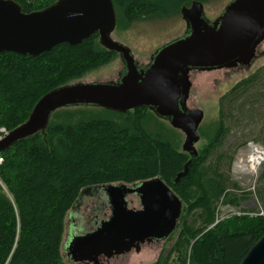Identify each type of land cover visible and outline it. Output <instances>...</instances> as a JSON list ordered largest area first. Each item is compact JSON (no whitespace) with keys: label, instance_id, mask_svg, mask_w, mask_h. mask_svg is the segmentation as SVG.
Instances as JSON below:
<instances>
[{"label":"trees","instance_id":"1","mask_svg":"<svg viewBox=\"0 0 264 264\" xmlns=\"http://www.w3.org/2000/svg\"><path fill=\"white\" fill-rule=\"evenodd\" d=\"M15 1L30 12L55 0ZM112 1L126 19L136 20L176 11L193 0ZM115 55L100 45L97 33L79 44L61 43L36 56L1 52L0 127L9 131L27 117L41 95ZM102 110L125 114L129 123L118 126L92 114L76 124L49 121L44 138L38 133L0 152V264H67L61 252L65 218L80 191L153 177L162 179L182 201L184 214L174 245L188 248L190 264H239L264 233V216L233 215L206 228L214 220V202L222 196L230 202L236 198L225 192L228 177L219 171L223 155L209 161L227 133L225 124L197 151L187 174L174 182L189 155L144 127L149 110L144 106L126 113ZM194 210L203 217L199 228L187 221ZM232 244L240 247L228 256Z\"/></svg>","mask_w":264,"mask_h":264},{"label":"water","instance_id":"2","mask_svg":"<svg viewBox=\"0 0 264 264\" xmlns=\"http://www.w3.org/2000/svg\"><path fill=\"white\" fill-rule=\"evenodd\" d=\"M180 14L183 34L156 48L140 65L127 45L112 38L116 25L112 0H55L30 12L15 0H0V53L36 56L61 43L79 44L97 33L100 45L116 52L123 64L115 80L69 82L41 95L27 117L0 139V152L38 133L44 138L52 114L61 108L126 113L144 106L184 134L181 149L189 158L174 178L178 182L198 155L195 144L203 119L200 108L187 105L190 72L249 65L264 40V0H230L213 20L206 17L202 2L193 0L180 8ZM96 188L103 190L109 213L94 230L70 232L62 242L65 257L75 264H100V257L139 252L145 243L165 240L182 213L180 198L162 179L153 177L85 187L67 215ZM132 195L139 208L129 206L127 198ZM239 264H264V233Z\"/></svg>","mask_w":264,"mask_h":264},{"label":"rangeland","instance_id":"3","mask_svg":"<svg viewBox=\"0 0 264 264\" xmlns=\"http://www.w3.org/2000/svg\"><path fill=\"white\" fill-rule=\"evenodd\" d=\"M198 1L204 5L206 17L213 20L230 0ZM113 6L116 25L112 38L127 45L140 64L147 63L156 48L182 35L185 30V22L180 14L181 7L169 13L159 12L144 18L128 20L122 14L121 7L114 3ZM260 50L264 51V40L259 46ZM122 67L120 58L115 55L107 63L82 72L77 79L70 82L115 80ZM239 71L240 76L233 82L226 79L225 74L234 73V70L220 69L190 73L191 88L187 105L189 108H200L203 111V119L198 128L200 138L195 147L197 151L204 149L220 124H225L227 133L221 145L211 154L209 161L214 162L218 155H223L219 161V171L228 177L225 192L236 197L233 198V202L223 196L214 202V220L210 224L206 223L208 224L205 225L206 228L233 215L262 214L264 216V156L263 161L249 173V162L251 160L254 162L257 155L256 150L253 148L252 151L250 150L249 143L264 150V57L258 56L249 69L243 68ZM90 115L107 119L118 126H126L129 123V118L125 114L119 115L89 107L63 108L50 121L55 124H76L83 122L82 119ZM142 124L172 148L182 150L184 134L171 127L168 122L147 111ZM248 156L249 162H247ZM81 201L78 208L74 209V214L65 218L62 242L67 239L70 232L75 233L76 228L83 225L85 222L83 218L93 215L90 206L97 207L96 204L93 205L92 199ZM128 202L130 207L139 208L136 196H129ZM192 213L193 215L187 217L188 224H194L198 228L203 226V217L199 216L201 211L194 210ZM183 214L182 209L181 215ZM179 228L177 224L175 230L165 240L145 243L139 252L131 250L113 258L110 264H190L188 248L174 245L179 235ZM238 247L240 246L229 245L228 256L236 252ZM61 252L67 264H75L65 257L62 247Z\"/></svg>","mask_w":264,"mask_h":264},{"label":"flooded vegetation","instance_id":"4","mask_svg":"<svg viewBox=\"0 0 264 264\" xmlns=\"http://www.w3.org/2000/svg\"><path fill=\"white\" fill-rule=\"evenodd\" d=\"M260 44L256 47L254 58H253L252 62L249 65L238 64L237 66H235L233 68L225 69V70H234V73H226L225 74L226 79H228L229 81L233 82L236 78H238L240 76V71L239 70H241L243 68L249 69L252 66V63L255 60L258 59V56L264 57V51H262V50L259 51ZM144 64H146V63H144ZM217 70H220V69H217ZM193 71H197V70H193ZM193 71H191V72H193ZM211 71H213V70H211ZM87 198L88 199H92L93 205L96 204L97 207H94V206L91 207L90 206V210L93 212V215L90 216V217L86 216L85 218H83V220L85 222L84 223L81 222V224L83 223V225H79L76 228V232L75 233H83V232L94 230L96 228V226L99 224V222L101 220H103V219H106L107 216H108L109 211H108V207H107V201H106V199L104 197L102 189H100V188L97 189L96 188V189L91 190L89 192V194L83 196V198L81 200H85ZM81 200L79 201L78 205L81 204V202H82ZM127 200H128V198H127ZM76 207L78 208V206H76ZM72 212L68 216L71 217V215L74 214V212L73 213ZM69 226H71V225H69ZM120 255H123V254H120ZM117 256H119V255H114L111 258L100 257L99 258V263L100 264H110V260H112L113 258H116ZM79 264H93V263H84V262L82 263V262H80Z\"/></svg>","mask_w":264,"mask_h":264},{"label":"built area","instance_id":"5","mask_svg":"<svg viewBox=\"0 0 264 264\" xmlns=\"http://www.w3.org/2000/svg\"><path fill=\"white\" fill-rule=\"evenodd\" d=\"M7 132H8V130H6L5 127H0V139L3 138L7 134ZM249 146H250V150L252 148H254V149L258 148L260 151H262V155L260 156V159L257 161V163L255 165L249 163V173H250V172H253L254 169L263 161V156H264V152L263 151L264 150L262 148H260L259 146L253 144V143H251V144L249 143ZM1 161H2V157L0 155V162ZM242 162H244V161H242ZM239 170H241V169H239ZM241 171H243V170H241ZM260 215H262V214H260Z\"/></svg>","mask_w":264,"mask_h":264},{"label":"bare ground","instance_id":"6","mask_svg":"<svg viewBox=\"0 0 264 264\" xmlns=\"http://www.w3.org/2000/svg\"><path fill=\"white\" fill-rule=\"evenodd\" d=\"M84 41V40H83ZM254 149V148H253ZM252 149V150H253ZM251 150V151H252ZM254 150H256L257 151V155H256V159L254 160V162L251 160L250 162L248 161V159L250 158V157H252V156H250V154H249V156H248V158H247V162H249L250 164H253V165H255L256 163H257V161L260 159V156H261V154H262V151H260L258 148H256V149H254ZM250 151V152H251ZM264 152V151H263Z\"/></svg>","mask_w":264,"mask_h":264}]
</instances>
